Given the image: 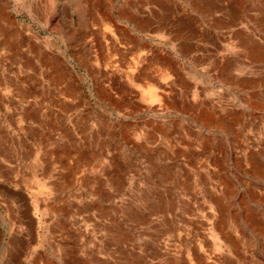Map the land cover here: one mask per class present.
<instances>
[{"label":"rangeland","instance_id":"obj_1","mask_svg":"<svg viewBox=\"0 0 264 264\" xmlns=\"http://www.w3.org/2000/svg\"><path fill=\"white\" fill-rule=\"evenodd\" d=\"M161 6L0 0V264H264V0Z\"/></svg>","mask_w":264,"mask_h":264},{"label":"crops","instance_id":"obj_2","mask_svg":"<svg viewBox=\"0 0 264 264\" xmlns=\"http://www.w3.org/2000/svg\"><path fill=\"white\" fill-rule=\"evenodd\" d=\"M149 2H154V3L160 4V5H162L161 7H163V8H164V6L166 7L167 5H169V0H149ZM165 24H166L165 21H163L159 24V26H163Z\"/></svg>","mask_w":264,"mask_h":264},{"label":"bare ground","instance_id":"obj_3","mask_svg":"<svg viewBox=\"0 0 264 264\" xmlns=\"http://www.w3.org/2000/svg\"><path fill=\"white\" fill-rule=\"evenodd\" d=\"M147 101V100H146Z\"/></svg>","mask_w":264,"mask_h":264}]
</instances>
